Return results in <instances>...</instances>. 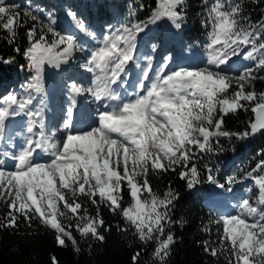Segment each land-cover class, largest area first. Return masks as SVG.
Wrapping results in <instances>:
<instances>
[{"label":"snow or ice","instance_id":"obj_1","mask_svg":"<svg viewBox=\"0 0 264 264\" xmlns=\"http://www.w3.org/2000/svg\"><path fill=\"white\" fill-rule=\"evenodd\" d=\"M252 3L259 5L261 0ZM202 4L208 6L202 21L209 29L204 45L207 62L204 67H185L174 65L170 54L154 65L152 56L138 52V44L141 33L161 19L167 18L180 30L187 20L188 0H158L147 19L129 20L99 37L71 10L66 15L76 31L64 34L57 29L52 13L46 14L45 22L31 9L22 13L19 4L0 0V30L7 33L0 38L10 45L15 44L18 29L32 21L22 53L26 64L20 65L32 76L21 86L22 93L0 97V202L8 208L0 216V230L18 229L21 219L29 227L38 220L53 231L58 246L67 247L70 242L79 253L70 221H76L82 238L91 236L102 242L105 236L100 229L107 228L100 214L104 205L119 212L135 228L140 241H154L153 259L167 264L175 236L166 229L183 224L171 217L180 194L171 185L163 194L154 190L149 173L161 175L179 169L180 179L192 190L202 182L197 164L203 154L225 151L221 138L245 140L264 132V91L255 88L257 80H264L260 75L264 71V17L253 22L240 0H213L211 4L202 0ZM144 8L141 3L139 9ZM136 11L132 9L130 17ZM80 35L95 44L86 46ZM151 48L155 51L157 45ZM13 50L21 53L19 46ZM78 52L87 53L82 67L92 74L91 86H68L72 100L58 138L57 130L46 125L43 109L33 110L34 94L45 90L46 65L59 69ZM238 61L252 66H238ZM14 62L15 57L0 56V63ZM133 75L135 79L130 80ZM85 92L102 103L94 126L77 131L75 97ZM240 111H251L254 119L241 131L228 130L225 118ZM15 117L26 118V126L8 135V122ZM16 136L22 137L20 144L14 142ZM203 167L206 182L225 189L214 170ZM241 172L227 178L226 190L231 192L234 185L250 180L258 195L242 198L235 214L215 221L218 246L205 242L204 250L213 257L224 256L227 264H264V153L255 167ZM125 191L131 199L122 207ZM85 199L96 207L94 215ZM140 258L141 252H135L132 264H140ZM50 260L59 264L54 255Z\"/></svg>","mask_w":264,"mask_h":264},{"label":"trees","instance_id":"obj_2","mask_svg":"<svg viewBox=\"0 0 264 264\" xmlns=\"http://www.w3.org/2000/svg\"><path fill=\"white\" fill-rule=\"evenodd\" d=\"M212 2L213 0H209V4ZM240 2L245 9V15H249L253 22L264 17V13L261 12V9H264V0H261L259 5L253 4L252 0H240ZM11 3L19 4L22 13L25 9H31L45 22H47L46 18L38 10L50 12L55 17L56 25L61 23L60 11L71 10L96 30L104 26H120L128 23L129 20H145L150 15L151 9L158 6V0H23L22 2L17 0ZM141 3L145 4L143 10L139 9ZM207 7L202 4V0H188L187 20L179 35V43L172 44L169 52L175 54L181 50H196L199 58L194 66L197 67H204L207 62L204 45L209 29L202 24ZM132 9L137 10L135 17L129 15ZM31 25L32 21L27 20L26 26L18 29L15 44L10 45L5 39L0 38V56L15 57V62L12 64L0 63V85L7 83L6 89L13 85L21 87L27 84L32 76V73L20 67L26 64L22 53L28 43L26 31ZM5 36L7 33L0 30V37ZM152 41L160 47L161 39L154 37ZM16 46L20 47L21 53L18 54L13 50ZM159 52L158 48L156 57ZM249 66L251 67L252 63ZM260 75L264 76V71H261ZM255 88L258 92L264 91V80H257ZM225 119L228 130L241 131L249 119H254V114L251 111H240L235 115L230 114ZM220 143L225 151L203 154L198 161L202 182L192 190L187 189L185 181L180 179L179 169L161 175L149 173V181L154 190L163 194L168 185H171L180 194L179 199L175 201V207L171 210V217L173 221H183V224L181 226L180 223H174L170 229H166V232L170 230L175 236L167 264H227L224 256L213 257L204 250L205 242L213 247L218 246L219 226L215 221L220 217L214 209L207 206L206 199L213 185L206 182L207 169L203 166L212 168L217 179L225 184L226 189L229 176L242 175V169L250 170L260 160L261 154L264 153V134L259 133L245 140L232 138L229 141L227 138H221ZM233 147L235 151L232 150ZM250 188L249 197L255 199L258 189L252 185L247 186L246 191ZM123 195L122 207H127L131 198L127 191ZM229 197L235 200L234 195L231 194ZM96 199L99 200V197ZM85 206L90 213L95 214L96 207L87 199ZM7 211V206L0 202V216L5 215ZM100 214L107 226L100 229L105 236L102 242L91 236L82 238L75 228L76 221H70L73 224L72 233L79 241V253L73 250L70 242L67 247L58 246L54 242L53 231L38 220H33L29 227L21 219L18 229L0 230V264H51L50 257L53 255L56 256L59 264H132L131 257L137 251L141 252L140 264H157L151 255L155 248L154 241L148 243L140 241L135 235V228L129 225L119 212L113 213L107 206L101 205ZM125 228L127 231H121Z\"/></svg>","mask_w":264,"mask_h":264},{"label":"rangeland","instance_id":"obj_3","mask_svg":"<svg viewBox=\"0 0 264 264\" xmlns=\"http://www.w3.org/2000/svg\"><path fill=\"white\" fill-rule=\"evenodd\" d=\"M10 1H14V0H10ZM22 1L23 0H19V2H22ZM53 1H55V0H53ZM27 7H30V6L27 5ZM39 13H41V15H43V13L41 11ZM43 16L47 20L46 15H43ZM59 22H61V23L59 25H56L58 30H60L64 34H72L67 29L68 23L66 21H62L61 18L59 17ZM184 26L179 31H181L184 28ZM172 28H174V27H172L171 22L167 18L161 19L156 24L150 25L149 30L146 33H141V37L143 39L141 40V42L139 44L144 43L143 44V47H144L143 51L146 48H148V49L150 48V51H151V49H152L151 48V45H152L151 41H152V39H154V37L161 39V45L159 47L158 46L159 44H156L157 48L155 49V51H157V49L159 48V50L161 52H159V54L157 56L159 57V60L162 61L163 57L167 53V50L169 48H171V44H173V43H175L176 45L178 44V41L174 40L172 38V33H171ZM107 29L108 30L112 29V27L105 28V30H107ZM83 41L85 43L94 42V41H90L89 38H87L85 36L83 37ZM164 52H166V53H164ZM182 55L184 56L185 59L181 60V61L190 66L191 63L193 62L192 60H193L194 53H192V55H188V54L183 52ZM172 56H173V61H174L175 58L177 57V55L172 53ZM86 57H87L86 54L78 52L75 54L74 59H72L68 64L62 65L61 68H59V69L54 68L52 70L51 76L56 77L57 79H55V80L59 79L56 83H53V86L56 85V88H54L56 96L62 97L64 94H66L65 97H68V80L69 79H72L75 77L80 83H83V78H85L86 75H87V77L90 76V73H88L85 68H82V65H84L86 63ZM177 59L178 58H176V60ZM233 59L237 60V58H233ZM229 63L231 64L232 61H229ZM241 64H246L249 66L251 64V62L238 61V66ZM7 86H8L7 83H2L0 85V91L2 92L3 90H5L7 88ZM6 90H10L11 92L13 90H15L18 94L23 92L22 87H20V86L15 87V85L10 86V88L6 89ZM34 95H35V99H34L33 103L36 102L37 104L43 105V107H44L43 112H45L46 109L49 108V104H50L52 97L49 96L47 93L44 94V95H46V97L42 94L41 98L40 97L38 98L37 94H34ZM86 101H87V99H86ZM87 102L93 106V103L91 101L88 100ZM37 107H39V109H41L40 106H37ZM36 109H38V108H36ZM93 111L95 113L92 115V120H90L91 122L92 121L95 122V120H96V111L97 110H95L94 106H93ZM87 120H89V119H87ZM94 122H93L92 126H94ZM25 124H26V122H25ZM81 129H83V128H81ZM244 183H246V184H244ZM244 183L234 185L233 190L231 192L225 190V194L236 195L237 198H239L238 201L241 200L242 198H249V191H246V188H247V186H252V185L254 186V184L250 180H248L247 182H244ZM232 212L235 214L236 206H234V208L232 209Z\"/></svg>","mask_w":264,"mask_h":264},{"label":"bare ground","instance_id":"obj_4","mask_svg":"<svg viewBox=\"0 0 264 264\" xmlns=\"http://www.w3.org/2000/svg\"><path fill=\"white\" fill-rule=\"evenodd\" d=\"M90 44V46H92V45H94V44H91V43H89ZM144 44V43H143ZM48 67H50V66H48V65H46L45 66V70H44V78L45 77H47L50 73H51V70L48 68ZM44 92L42 93V94H45V92L46 93H48V91H49V88H48V81L47 80H44ZM52 89L54 90V86L52 87ZM42 97V96H41ZM55 99H57V101H56V107L57 108H59V105H61V103L63 102V98L62 97H56ZM69 103V102H68ZM36 105H38V106H40V108H44L43 107V105H40V104H36ZM61 107H62V105H61ZM89 111V110H88ZM44 114V113H43Z\"/></svg>","mask_w":264,"mask_h":264},{"label":"water","instance_id":"obj_5","mask_svg":"<svg viewBox=\"0 0 264 264\" xmlns=\"http://www.w3.org/2000/svg\"><path fill=\"white\" fill-rule=\"evenodd\" d=\"M260 134H264V132H261Z\"/></svg>","mask_w":264,"mask_h":264}]
</instances>
